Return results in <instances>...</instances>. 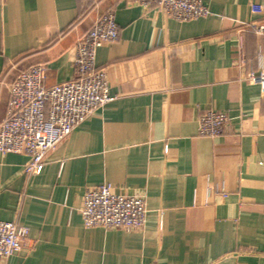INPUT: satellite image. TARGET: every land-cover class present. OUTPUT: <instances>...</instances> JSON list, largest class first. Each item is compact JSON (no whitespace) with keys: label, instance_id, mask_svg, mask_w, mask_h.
<instances>
[{"label":"crops","instance_id":"0c3cea01","mask_svg":"<svg viewBox=\"0 0 264 264\" xmlns=\"http://www.w3.org/2000/svg\"><path fill=\"white\" fill-rule=\"evenodd\" d=\"M187 21L126 0H0V121L19 69L43 66V87L73 76V46L114 12L118 37L96 49L114 98L24 172L0 153V220L28 227L4 264H264V98L246 73L264 62V0H204ZM230 119L197 134L200 114ZM142 194L145 223L84 227L85 188Z\"/></svg>","mask_w":264,"mask_h":264},{"label":"built area","instance_id":"2783aa9c","mask_svg":"<svg viewBox=\"0 0 264 264\" xmlns=\"http://www.w3.org/2000/svg\"><path fill=\"white\" fill-rule=\"evenodd\" d=\"M148 7L153 4L166 16L187 21L204 17L209 8L204 0H126ZM264 38V23L251 24ZM118 25L114 12L98 14L90 28L73 46V76L43 87V66L33 64L19 69L8 84L5 117L0 121V153H23L24 172L38 174L46 154L55 148L72 129L114 98L108 92L105 71L95 66L96 49L114 42ZM249 70L246 78L259 84L264 98V62ZM229 115L210 109L200 114L197 134L220 136L225 132ZM146 204L142 194L115 191L110 183L85 188L79 214L84 227L100 226L127 231L140 230L145 223ZM28 227L15 221L0 220V264L21 250Z\"/></svg>","mask_w":264,"mask_h":264}]
</instances>
